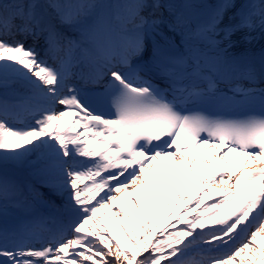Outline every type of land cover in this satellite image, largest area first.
Instances as JSON below:
<instances>
[{
  "label": "snow or ice",
  "instance_id": "6c2138e0",
  "mask_svg": "<svg viewBox=\"0 0 264 264\" xmlns=\"http://www.w3.org/2000/svg\"><path fill=\"white\" fill-rule=\"evenodd\" d=\"M257 34L264 0H0V264H264Z\"/></svg>",
  "mask_w": 264,
  "mask_h": 264
},
{
  "label": "bare ground",
  "instance_id": "6f19581e",
  "mask_svg": "<svg viewBox=\"0 0 264 264\" xmlns=\"http://www.w3.org/2000/svg\"><path fill=\"white\" fill-rule=\"evenodd\" d=\"M57 202H59V201L57 200Z\"/></svg>",
  "mask_w": 264,
  "mask_h": 264
}]
</instances>
